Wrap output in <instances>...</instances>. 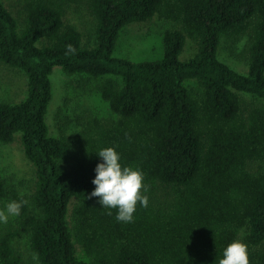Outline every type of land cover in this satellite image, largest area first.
<instances>
[{"label":"trees","instance_id":"1","mask_svg":"<svg viewBox=\"0 0 264 264\" xmlns=\"http://www.w3.org/2000/svg\"><path fill=\"white\" fill-rule=\"evenodd\" d=\"M17 2L13 12L0 0V64L21 71L27 91L0 99V144L18 139L34 177L24 194L0 176V207L27 201L0 229V264H24L21 239L39 264H218L234 239L264 264V0ZM154 18L168 23L161 58L113 56L124 27ZM224 38L246 40V73L217 57ZM54 67L108 76L98 92L112 117L84 114L53 136ZM107 146L144 172L148 205L131 222L88 195Z\"/></svg>","mask_w":264,"mask_h":264},{"label":"rangeland","instance_id":"2","mask_svg":"<svg viewBox=\"0 0 264 264\" xmlns=\"http://www.w3.org/2000/svg\"><path fill=\"white\" fill-rule=\"evenodd\" d=\"M13 12L19 9L17 0H3ZM79 15L70 11L67 20L81 27L78 23ZM86 22L84 26H87ZM89 27V25L87 26ZM168 27L156 18L144 23H131L124 27L117 38L114 57L128 58L133 61L156 60L163 55L162 35ZM179 58L187 60L194 52V47L187 39ZM246 40L234 42L229 38L221 41L217 51L220 61L239 73H246L247 65L242 57ZM222 61V62H223ZM108 76L100 78H87L84 75H67L61 68L54 67L50 77L52 85V100L48 106L46 122L50 133L57 136L61 133L59 126H65L63 132L71 135L78 123L79 116L91 115L108 121L111 113L98 92V86ZM27 80L25 75L14 68L0 64V99L18 102L25 98ZM61 110V114L59 111ZM18 138V137H17ZM0 176L9 184L29 194L33 181V167L27 160L18 139L14 142L0 144ZM2 203V207L4 203ZM15 216H10L6 223H0V229L14 223ZM24 253V264H39L29 253L26 240L18 243Z\"/></svg>","mask_w":264,"mask_h":264},{"label":"clouds","instance_id":"3","mask_svg":"<svg viewBox=\"0 0 264 264\" xmlns=\"http://www.w3.org/2000/svg\"><path fill=\"white\" fill-rule=\"evenodd\" d=\"M96 154L100 159L93 169L94 188L89 198H98L102 207L115 208L118 221L131 222L137 203L142 207L148 205L144 172L138 166L123 164L115 146L102 147ZM26 203L23 199L5 202L0 207V223H6L10 216H18ZM218 264H249L248 245L240 239L232 240L222 249Z\"/></svg>","mask_w":264,"mask_h":264}]
</instances>
